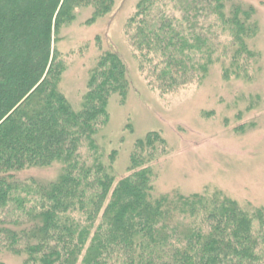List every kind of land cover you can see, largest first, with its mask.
Returning <instances> with one entry per match:
<instances>
[{
    "label": "trees",
    "instance_id": "1",
    "mask_svg": "<svg viewBox=\"0 0 264 264\" xmlns=\"http://www.w3.org/2000/svg\"><path fill=\"white\" fill-rule=\"evenodd\" d=\"M115 0H0V256L24 264H264V208L223 192L157 194L151 163L166 141L135 142L128 174L97 134L108 106L129 89L127 67L102 50L75 109L61 89L59 29L91 8L93 22ZM255 8L241 0H140L124 32L147 85L159 94L247 74L259 53ZM87 48L84 47L83 49ZM82 49V50H83ZM58 167L52 178L21 173ZM0 264H7L0 259Z\"/></svg>",
    "mask_w": 264,
    "mask_h": 264
},
{
    "label": "rangeland",
    "instance_id": "2",
    "mask_svg": "<svg viewBox=\"0 0 264 264\" xmlns=\"http://www.w3.org/2000/svg\"><path fill=\"white\" fill-rule=\"evenodd\" d=\"M139 1L115 0L112 11L93 22L92 9L79 8L76 18L59 29L54 47L67 65L63 93L78 109L88 69L101 49L116 52L127 67L130 89L125 100L111 98L109 122L96 137L106 157L117 151L116 178L128 174L135 142L159 132L166 146L151 163L157 194L221 191L244 207L264 208V0H241L255 8L258 24L253 48L259 56L249 73L224 77L217 62L201 82L162 95L147 85L124 32ZM57 172L56 166L21 175L52 178ZM0 259L24 264L12 254Z\"/></svg>",
    "mask_w": 264,
    "mask_h": 264
}]
</instances>
